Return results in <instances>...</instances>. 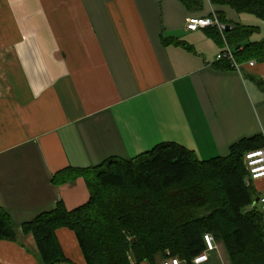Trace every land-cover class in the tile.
Instances as JSON below:
<instances>
[{
	"label": "crops",
	"instance_id": "0c3cea01",
	"mask_svg": "<svg viewBox=\"0 0 264 264\" xmlns=\"http://www.w3.org/2000/svg\"><path fill=\"white\" fill-rule=\"evenodd\" d=\"M212 13L228 30L257 29L247 42L264 40V20L211 0H0V208L16 236L0 241V264H38L22 225L58 202L68 211L88 202L81 178L52 182L59 172L130 160L161 143L208 161L264 137V62L217 69L222 47L205 30H186ZM253 186L264 196V179ZM55 236L63 264H85L73 232ZM215 243L207 264H231Z\"/></svg>",
	"mask_w": 264,
	"mask_h": 264
},
{
	"label": "trees",
	"instance_id": "16d2710c",
	"mask_svg": "<svg viewBox=\"0 0 264 264\" xmlns=\"http://www.w3.org/2000/svg\"><path fill=\"white\" fill-rule=\"evenodd\" d=\"M179 1L187 7L199 2ZM211 1L264 20V0ZM216 16L219 24L228 25ZM256 31L238 25L222 34L215 27L205 29L216 44L230 49L237 66L264 62V40L247 42ZM169 44L194 52L184 43ZM214 66L236 70L226 59ZM263 148L259 135L230 146L227 157L200 161L181 145L161 143L130 160L68 168L52 182L81 178L88 202L72 211L58 202L54 210L23 224L22 232L33 237L38 264L68 263L55 236L62 228L75 235L85 264H129L130 252L136 264L168 257L190 263L204 250V234L222 243L231 264H264V217L253 206L259 195L243 164L246 153ZM0 241H16L10 216L1 208Z\"/></svg>",
	"mask_w": 264,
	"mask_h": 264
},
{
	"label": "built area",
	"instance_id": "2783aa9c",
	"mask_svg": "<svg viewBox=\"0 0 264 264\" xmlns=\"http://www.w3.org/2000/svg\"><path fill=\"white\" fill-rule=\"evenodd\" d=\"M215 27L221 34L225 30V26L218 23L216 14L212 13L208 17H194L190 18L186 24V30L195 32L198 30H205ZM223 59L228 60L231 66L239 71L240 66L233 62L232 52L225 45L216 56L217 61ZM253 65L252 62L249 63ZM243 164L248 174L249 180L253 183L255 181L264 179V149L248 152L244 155ZM253 206L264 217V196H259L257 202ZM204 250L191 260V264H207L210 253L216 250V243L210 234L203 235ZM161 264H181L180 260L176 257H168L161 262Z\"/></svg>",
	"mask_w": 264,
	"mask_h": 264
},
{
	"label": "rangeland",
	"instance_id": "374dc122",
	"mask_svg": "<svg viewBox=\"0 0 264 264\" xmlns=\"http://www.w3.org/2000/svg\"><path fill=\"white\" fill-rule=\"evenodd\" d=\"M260 85V86H259ZM257 87H258V89L260 88V90H261V92H263L264 93V85H262V84H259ZM152 149V148H151ZM150 149V150H151ZM135 157V156H134ZM128 262H129V264H136V261H135V258H134V256L132 255V253L130 252L129 254H128Z\"/></svg>",
	"mask_w": 264,
	"mask_h": 264
},
{
	"label": "water",
	"instance_id": "95a60500",
	"mask_svg": "<svg viewBox=\"0 0 264 264\" xmlns=\"http://www.w3.org/2000/svg\"><path fill=\"white\" fill-rule=\"evenodd\" d=\"M228 29H229V28H228V27H226V29H225V30H226V31H228ZM245 183H247V181H245ZM256 202H257V199L254 201V204H255Z\"/></svg>",
	"mask_w": 264,
	"mask_h": 264
}]
</instances>
